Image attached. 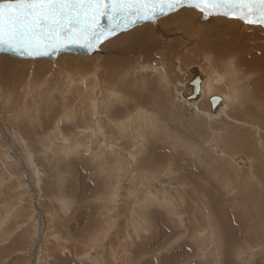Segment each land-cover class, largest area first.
<instances>
[{"label": "rangeland", "instance_id": "374dc122", "mask_svg": "<svg viewBox=\"0 0 264 264\" xmlns=\"http://www.w3.org/2000/svg\"><path fill=\"white\" fill-rule=\"evenodd\" d=\"M197 20L206 35L154 29L146 41L134 27L136 41L94 52L98 63L7 54L0 264H264V92L236 64L209 72L196 47L217 29ZM173 39L182 45L171 53ZM194 73L229 96L236 78L239 96L212 109L207 98L186 101Z\"/></svg>", "mask_w": 264, "mask_h": 264}, {"label": "snow or ice", "instance_id": "6c2138e0", "mask_svg": "<svg viewBox=\"0 0 264 264\" xmlns=\"http://www.w3.org/2000/svg\"><path fill=\"white\" fill-rule=\"evenodd\" d=\"M180 8L264 28V0H0V50L29 58L59 54L70 43L92 50Z\"/></svg>", "mask_w": 264, "mask_h": 264}, {"label": "bare ground", "instance_id": "6f19581e", "mask_svg": "<svg viewBox=\"0 0 264 264\" xmlns=\"http://www.w3.org/2000/svg\"><path fill=\"white\" fill-rule=\"evenodd\" d=\"M204 17L196 12V11H193V10H190L188 8H180L177 12L175 13H171L170 16H165V17H161V18H158L154 23L153 22H144L142 24H137L135 26H133L132 28H130L129 30L127 31H122V32H118L116 35L112 36L110 39H107V40H104L102 43H100L97 47H94L93 49H95V51L92 50H89L87 47H82L80 46L78 43L75 45V44H69L68 47H76L78 48V50L80 49V51L78 52V56H88V55H91L93 54V57L95 59V62L99 61V59L96 57V53H99L100 51H103V50H106V49H109L111 50V48H114L115 46L117 45H121V41L122 40H130V42H135L136 39L138 38L137 36H139V34H143V38L147 41V40H152L153 39V36H152V33H153V30H158L159 32V35L161 37L165 36V33L166 31H168V35L171 33V32H180L182 35V38L184 39V37H187V38H193L192 36H202L204 35V30L201 28L202 27V23L198 22L199 20L197 19H203ZM207 19H210V20H213L211 21V25H212V30L210 31V34H213L214 33V30L217 29V33L218 36L216 37V39L214 41H212V43L210 42L208 45H204L202 43V46L199 48V47H196L197 49H202V52H201V56H205L203 58V60H205L206 62V68H208L209 72H212L210 71L212 68H217L218 64L222 62V65L224 62H227L226 64H228L226 67H229L230 65L232 64H236L235 66H239L238 68H242L244 71L249 72V73H255L257 74V77H256V80L254 81H251V88H253L254 90H252V92L254 91V93L256 92H259V91H262L264 92V28L260 27V26H257V25H248V24H245L244 22L240 21V20H237V19H229V18H226V17H222V16H209L207 17ZM169 20H175V22H179L178 24H174V23H168ZM194 25L196 28H194ZM215 26H217L215 28ZM135 27V29H138V33H132L130 30H132L133 28ZM191 28L195 29L196 30V34H190V31H193ZM158 35V36H159ZM206 35V34H205ZM159 36V37H160ZM184 36V37H183ZM202 39V38H200ZM206 39V38H205ZM121 40V41H120ZM179 39H173L170 41V44H166L165 45V48L168 49V51H170L171 53H174L175 51H173L175 48L179 49L181 47V43H180V40L178 41ZM145 41V42H146ZM204 41V39H203ZM206 41V40H205ZM260 41V42H258ZM123 43V42H122ZM187 43V42H186ZM201 43V42H200ZM126 44V43H124ZM128 44V43H127ZM126 44V45H127ZM130 44V43H129ZM184 44V43H183ZM192 44H194L192 42ZM131 46L134 45V44H130ZM191 45V43L189 44ZM122 46V45H121ZM121 46H119L118 48H120ZM125 46V45H124ZM123 46V47H124ZM122 47V48H123ZM117 48V47H116ZM126 48V46H125ZM128 49V48H127ZM114 50V49H113ZM118 50V49H116ZM92 51V52H91ZM96 52V53H94ZM185 53V52H184ZM0 64L2 65V67L5 69L8 65L11 64L12 62V59L14 58H9L7 57V53L6 52H0ZM3 54V55H2ZM6 54V55H4ZM63 54V53H61ZM61 54H58L61 56ZM68 54V53H65V55ZM71 54V53H69ZM74 54V53H72ZM57 56H53V55H48L47 57H43V58H35V59H52L54 57H58ZM63 56V55H62ZM68 56V55H67ZM75 58H76V54L74 55ZM100 56V55H99ZM184 56V55H183ZM16 57H22V58H29V57H24V56H16ZM187 57H188V53H187ZM185 57L186 61H189V59ZM190 58V57H189ZM79 60H84V62H89L90 66L91 63H93L94 61H90L89 57H82V58H78ZM206 59H209L208 61ZM16 60V59H15ZM184 60V59H183ZM192 60V59H191ZM54 61V60H53ZM52 61V62H53ZM3 64H2V63ZM17 62V60L15 61ZM38 62L40 61H36L35 64H37ZM50 62V61H49ZM91 62V63H90ZM14 63V62H13ZM22 63V62H21ZM20 63V64H21ZM25 63V61L23 62ZM28 65H29V62H27ZM48 63V62H47ZM55 63V62H54ZM98 63V62H97ZM204 63V62H202ZM19 64V65H20ZM26 64V63H25ZM86 64V63H85ZM152 64H155L154 62H152ZM190 64H192L190 62ZM16 65V64H15ZM24 65V64H23ZM27 65V64H26ZM70 65V64H69ZM202 65V64H201ZM200 65V66H201ZM12 66V65H10ZM25 66V65H24ZM32 66V64H31ZM34 66V65H33ZM39 66V65H38ZM67 67V65H65ZM203 66V65H202ZM224 66V68H226ZM234 66V65H233ZM232 66V67H233ZM17 67V66H16ZM63 67V66H62ZM60 67V68H62ZM65 67V69H66ZM98 67V66H97ZM218 67H221L220 64ZM223 67V66H222ZM21 68V67H20ZM34 68V67H33ZM37 68V67H36ZM39 68V67H38ZM78 68V64H77V67ZM75 68V69H76ZM230 68V67H229ZM236 68V67H235ZM238 68H237V71H238ZM35 69V68H34ZM74 69V68H73ZM74 69V70H75ZM79 69V68H78ZM81 69V68H80ZM112 68L109 69V71L107 72L108 74V78L111 79V77L113 75H110V71H111ZM202 69V68H201ZM228 69V68H227ZM227 69H223L222 72L224 70H227ZM8 70V69H7ZM41 70V69H40ZM46 70V69H45ZM206 70V69H205ZM215 70V69H214ZM217 70V69H216ZM233 70V69H232ZM37 71V70H36ZM39 71V69H38ZM81 71V70H80ZM191 71V70H190ZM207 71V70H206ZM230 71V70H229ZM236 71V70H235ZM241 71V70H240ZM4 72V71H3ZM42 72V71H41ZM58 72V71H57ZM64 72V71H63ZM71 72V71H70ZM208 72V73H209ZM214 72V71H213ZM226 72V71H225ZM231 72V71H230ZM14 73V72H13ZM23 73V72H22ZM28 73V72H27ZM47 73V72H46ZM215 73V72H214ZM232 73V72H231ZM234 73V72H233ZM231 74V75H234V74ZM58 74V73H57ZM70 74V73H68ZM67 74V75H68ZM195 76L192 77V79H190L188 85H189V91L190 93L192 94L193 92V87L190 85L191 81L198 77L199 78V91L196 93L195 97L194 98H190L191 94L188 96H185L183 95V98L187 101V100H196L198 97V100H201L202 98H207L209 100V103H210V100L211 98L213 97H219L220 98V102L218 103L221 104L222 103V100H224V102H229L231 103L232 102V98H237L239 95V92H238V88H236L233 84L236 82L235 79L236 78H232L233 81H230L228 80V83L229 82H232V84H229L232 86V95L229 94L227 95L226 93H222L219 91V89L215 86V81L216 79L209 75V76H197L196 73H194ZM202 74V73H201ZM212 74V73H211ZM216 74V73H215ZM226 74H230L229 72H226ZM238 74V73H236ZM242 74V73H241ZM240 74V75H241ZM4 75V74H3ZM2 75V77L4 78V76ZM26 75V74H24ZM56 75V74H55ZM111 76V77H110ZM217 76V75H216ZM1 77V79H2ZM219 77V76H218ZM235 77V76H234ZM236 77H238L236 75ZM241 77V76H239ZM221 78V77H220ZM228 78L230 79V77L228 76ZM242 78V77H241ZM7 79V78H6ZM24 79V78H23ZM28 79V78H27ZM113 79V78H112ZM219 80V78H217ZM226 79V78H225ZM224 79V80H225ZM3 80V79H2ZM1 80V81H2ZM10 80V79H9ZM238 80V79H237ZM15 81V80H14ZM226 81V80H225ZM240 82V81H238ZM247 82V81H245ZM4 83V81H3ZM9 83V82H8ZM241 83V82H240ZM6 84V83H5ZM46 84V83H45ZM217 84V83H216ZM239 84V83H237ZM28 86V85H27ZM238 86V85H237ZM24 87H26L24 85ZM46 87V86H45ZM15 88V87H14ZM13 88V90H14ZM34 88V87H33ZM224 88H231V87H226V85L224 86ZM239 88L242 89V87L239 86ZM4 89V88H3ZM16 90L18 88H15ZM24 89V88H23ZM218 89V90H217ZM22 90V89H21ZM243 90V89H242ZM5 91V90H4ZM3 91V92H4ZM37 91V90H36ZM14 92V91H13ZM19 92V91H18ZM27 92V91H26ZM29 92V91H28ZM33 91H31L32 93ZM227 92V91H226ZM228 92H231V91H228ZM227 92V93H228ZM244 92V91H243ZM241 92L240 93V96L241 94L243 93ZM35 93V92H34ZM33 93V94H34ZM249 93V92H248ZM253 93V94H254ZM12 94L11 93V98H13L15 95H13L12 97ZM15 94V93H14ZM27 94V93H26ZM30 94V93H29ZM28 94V95H29ZM42 94V93H41ZM9 95V94H8ZM23 95V94H22ZM21 95V96H22ZM27 95V96H28ZM251 95V94H250ZM10 96V95H9ZM8 96V97H9ZM20 96V97H21ZM245 96V95H244ZM1 97V96H0ZM7 97V94L6 96ZM4 97V98H5ZM19 97V96H18ZM222 97V98H221ZM243 97V96H242ZM3 98V99H4ZM21 98H24L21 97ZM27 98V97H26ZM244 98V97H243ZM254 98V97H253ZM9 99V98H8ZM20 100V98H18ZM241 99V98H240ZM239 99V100H240ZM11 100V99H10ZM9 100V101H10ZM13 100V99H12ZM16 100V99H15ZM22 100V99H21ZM27 100V99H26ZM207 100V101H208ZM230 100V101H228ZM238 100V101H239ZM251 100V99H250ZM255 100V98H254ZM237 101V100H236ZM242 101V99L240 100ZM249 101V100H248ZM253 102V100H251ZM8 101H6V105H8L7 103ZM11 102V101H10ZM9 102V103H10ZM13 102V101H12ZM250 102V101H249ZM15 103V102H14ZM13 103V104H14ZM20 104H22L21 102H19ZM30 103V101L28 102ZM27 103V106L29 105ZM251 103V102H250ZM12 104V105H13ZM26 104V102H25ZM23 104V105H25ZM31 104V103H30ZM241 105V103H238V105ZM243 104V103H242ZM246 104V103H245ZM10 105V104H9ZM17 105V104H16ZM16 105H13L14 108H18L16 107ZM217 105V106H218ZM233 105V104H232ZM231 105V106H232ZM248 106V104H246ZM22 106V105H20ZM26 106V105H25ZM31 106V105H30ZM33 106V105H32ZM92 106V105H91ZM216 106V107H217ZM226 106V105H225ZM230 106V105H228ZM235 106V105H234ZM12 107V106H11ZM210 109H212V106H211V103H210ZM215 107V108H216ZM21 108V107H20ZM26 108V107H25ZM23 108V109H25ZM222 109H225L223 106L221 107ZM231 108V107H229ZM233 108V107H232ZM250 108V107H249ZM19 109V108H18ZM17 109V110H18ZM29 109V108H28ZM28 109H26V111H28ZM235 109V107L233 108ZM240 109V107H239ZM252 109V108H251ZM22 110V109H21ZM219 110V109H218ZM237 110V108H236ZM235 110V112H236ZM214 111V110H213ZM216 111V110H215ZM247 111V110H246ZM245 111V112H246ZM251 111V110H250ZM234 113V112H233ZM247 113V112H246ZM237 114H238V111H237ZM242 115V113H240ZM248 114V113H247ZM258 114V113H257ZM246 115V114H245ZM255 115V114H254ZM248 116V115H247ZM244 117V116H243ZM251 117V116H250ZM255 117V116H254ZM252 118V117H251ZM256 118H257V122L261 119L262 120V117L260 115L259 117V114L253 118V120L256 121ZM260 120V121H261ZM260 121H259V124H260ZM264 121V119H263ZM263 124V123H261ZM78 127V126H77ZM262 127V126H261ZM264 127V126H263ZM254 128V127H253ZM260 128V126H259ZM262 129V128H261ZM253 131V129H252ZM263 131V130H262ZM82 132V131H81ZM255 132V131H254ZM96 133V132H95ZM98 135V134H97ZM96 135V136H97ZM100 136V135H99ZM263 136V134H262ZM258 137V136H257ZM264 137V136H263ZM247 138V137H245ZM259 139V138H258ZM261 139V138H260ZM263 139V138H262ZM252 142V140H251ZM249 141V143H251ZM91 144V143H90ZM213 146V145H212ZM254 149V148H253ZM223 150V149H222ZM221 150V151H222ZM226 152V151H225ZM229 152V151H228ZM226 156V155H225ZM238 165V164H237ZM248 165V164H247ZM239 167V166H238ZM241 167V165H240ZM249 168V166H248ZM241 169H239L240 171ZM255 178V177H254ZM260 180V178H259ZM261 182V180H260ZM229 213V212H228ZM231 227V226H230ZM264 240V238H263ZM259 243V242H258Z\"/></svg>", "mask_w": 264, "mask_h": 264}, {"label": "water", "instance_id": "95a60500", "mask_svg": "<svg viewBox=\"0 0 264 264\" xmlns=\"http://www.w3.org/2000/svg\"><path fill=\"white\" fill-rule=\"evenodd\" d=\"M147 22V21H146ZM142 23H144V22H140V23H138V24H142ZM80 51V49L78 50V48H76V47H64L63 49H62V51L59 53V54H61V53H74V54H78V52ZM3 52H6L7 54H10V55H13V56H18V55H16L15 53H12V52H7V51H3ZM58 54H55V55H53V56H57ZM48 55H42V56H36V57H34V59L35 58H43V57H47ZM196 81H199V78L198 77H196V78H194L192 81H191V83H190V85L193 87V92H192V94H191V96H190V98L192 99V98H194L195 97V95H196V93L198 92L197 91V87L199 86V84L197 85L195 82ZM199 88V87H198ZM216 98H218L217 99V101L214 103L213 102V99L211 98V100H210V103H211V106H212V108H215L217 105H218V103L221 101L220 100V98L217 96Z\"/></svg>", "mask_w": 264, "mask_h": 264}]
</instances>
